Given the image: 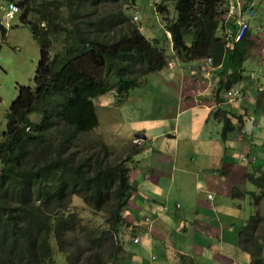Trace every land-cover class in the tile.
<instances>
[{
	"label": "trees",
	"instance_id": "16d2710c",
	"mask_svg": "<svg viewBox=\"0 0 264 264\" xmlns=\"http://www.w3.org/2000/svg\"><path fill=\"white\" fill-rule=\"evenodd\" d=\"M16 3L40 58L33 85L19 86L1 132L0 264H57L55 249L66 264H123L117 261L123 212L133 190L127 163L143 147L129 142L109 150L94 131L91 99L109 92L123 100L165 65L164 51L130 19L134 0ZM223 3L161 0L156 10L175 55L183 61L211 58L229 86L244 69L251 41L245 35L230 48L223 41ZM214 115L226 135L232 129L226 111ZM248 180L263 188L264 170ZM248 195L255 205V192ZM74 197L82 208L70 204ZM261 221L256 211L239 232L252 264H262Z\"/></svg>",
	"mask_w": 264,
	"mask_h": 264
},
{
	"label": "crops",
	"instance_id": "0c3cea01",
	"mask_svg": "<svg viewBox=\"0 0 264 264\" xmlns=\"http://www.w3.org/2000/svg\"><path fill=\"white\" fill-rule=\"evenodd\" d=\"M249 2L264 10V0ZM257 21V16L251 17L249 23L254 27ZM226 26H232V19ZM261 31H250L251 45L241 73L260 71L262 76L255 82L245 80L233 104L216 103L217 71L207 74L205 59L176 58L166 33V65L148 74L140 89H133L125 101L114 104L107 97L99 103V109L110 110L117 132L123 133L122 127L128 130L130 135L120 140L144 135V139L133 140L144 148L130 163L135 189L125 211L139 241L124 237L119 256L123 264H249V255L245 256L237 242V230L248 219V207H241L240 202L248 188L245 173L251 166L242 156L255 150L264 153V139L259 133L252 134L264 130ZM144 101L148 105L143 112ZM217 107L241 115L237 125L243 133L236 127L222 140L221 123L212 111ZM106 140L109 146L116 144ZM198 189L211 192L212 199L197 196Z\"/></svg>",
	"mask_w": 264,
	"mask_h": 264
},
{
	"label": "rangeland",
	"instance_id": "374dc122",
	"mask_svg": "<svg viewBox=\"0 0 264 264\" xmlns=\"http://www.w3.org/2000/svg\"><path fill=\"white\" fill-rule=\"evenodd\" d=\"M2 1L5 0H0V3ZM153 2L154 0H136L135 8L137 11L138 21L142 25L143 33L146 36L154 37L157 40L158 45L167 50L168 46L166 43L165 32L161 26V19L155 11ZM1 15L2 12L0 11V16ZM255 41L260 42L259 39H256ZM39 58L40 49L38 43L34 39L31 31L20 23L18 16L16 19L10 21L9 25L6 26V35L4 38H2L0 31V138L2 130L6 128V112L10 103L17 97L19 86L33 85V77L38 66ZM135 89L138 91L140 87H135L134 90ZM132 90L133 89L128 92L127 97L131 94ZM136 95H138V92H136ZM107 96L111 95L108 94ZM147 105V101H144V110L141 109V111H146ZM96 110L99 121L98 129L102 134L106 135H103L105 141H107L106 139H110L115 140L114 143L116 144L125 145L128 140L120 139H122L123 136H127L128 130L122 127L123 130L121 131H123V133L117 132V129L114 128V125L111 123L113 117L108 115V111H110L108 108H103L101 110L96 107ZM123 125H125V123H123ZM98 132L95 131V133ZM258 133L260 135V139H264V130H261V132H254L252 134ZM243 137L248 139L249 142L250 138L246 134H243ZM248 146L250 145L248 144ZM256 153L258 158L256 164L264 169V153L259 152L258 150H256ZM252 188L257 194L256 203L258 202L257 208L262 219L260 226H264V187L257 188L252 186ZM248 197L249 195L247 194L244 200L240 202L241 207L242 205H246L248 207ZM72 203L74 206L79 208H82L83 206L80 199L77 197L70 200V204ZM58 252V249H55L54 254H56V263L66 264L64 255ZM245 256L248 257V254L245 253Z\"/></svg>",
	"mask_w": 264,
	"mask_h": 264
},
{
	"label": "clouds",
	"instance_id": "9594fccd",
	"mask_svg": "<svg viewBox=\"0 0 264 264\" xmlns=\"http://www.w3.org/2000/svg\"><path fill=\"white\" fill-rule=\"evenodd\" d=\"M161 0H154V7H155V11L157 12L156 10V4L158 2H160ZM135 4H136V0H134V4H133V7L130 9V19L135 22L138 27H139V30L143 33L142 31V25L139 23L138 21V17H137V11H136V8H135ZM169 6V12H170V16H175V11H174V7L171 5V4H168ZM231 6H233V9H234V12L232 14H229V11H230V8ZM223 8H224V15H223V28L219 29V35L221 36V38L223 39V41L226 43V45L230 48L234 42H238L240 40H242V38L245 36V35H250V31H254L256 29H262L261 33L264 37V10H259L257 9L256 7L253 8V4L249 2V0H224V3H223ZM0 11L2 12V15L0 16V26L4 29L5 31V35H6V26L9 25V22L12 21L13 19H16V17L18 16L19 19H20V23L22 21L21 19V9H20V6H18V4L16 3V0H5V1H2L0 3ZM158 14V12H157ZM159 15V14H158ZM160 16V15H159ZM257 16V23L254 27H252L249 23V20L251 17H256ZM161 19V17H160ZM232 19V26H226L227 23H230V20ZM241 22H246L248 25H247V29L245 30L244 34L242 35V37L239 39V40H236L235 39V34L238 32L239 28H240V23ZM22 24V23H21ZM25 26V25H24ZM161 26L164 30V32L166 33V36L167 38L170 39V42H171V37H170V33L164 29L163 25H162V20H161ZM0 27V31H1V34H2V29ZM227 31H232V34L230 37H227L226 33ZM144 34V33H143ZM2 36V38L5 37ZM145 35V34H144ZM146 36V35H145ZM147 37V36H146ZM149 38V37H148ZM149 39H152V40H155L156 41V45L162 49L164 51V54L166 56V53H165V49L161 46L158 45L157 43V40L155 38H149ZM171 46H172V42H171ZM264 50V49H263ZM172 51H173V47H172ZM174 53V51H173ZM174 56L176 58H178L175 53H174ZM180 59V58H178ZM202 59H205V62L207 63V66H208V69H207V74H211V72H214V71H217L220 66H214L213 63H212V59L211 58H202ZM166 60H167V56H166ZM182 60V59H180ZM197 60V59H196ZM183 61V60H182ZM192 61V60H191ZM166 65V63H165ZM164 65V66H165ZM163 66V67H164ZM162 67V68H163ZM161 68V69H162ZM160 70V69H159ZM245 70V66H244V69H242L241 72H243ZM158 71V70H156ZM154 72V71H153ZM152 73V72H151ZM150 74V73H149ZM148 75V74H147ZM145 75L143 78H142V82L143 80L145 79V77L147 76ZM217 75H218V72H217ZM262 76V73H260V71H249L247 73V75L243 74V73H240L239 74V78L237 79H234V80H230L231 81V84L229 86L226 85V82L228 81L226 77H223L221 78L219 75L216 77V81L214 83V88H216L215 90V101L216 103H219V104H233L238 96L240 95V88L242 86V84L245 82V80L249 81V82H255L257 81V79H259L260 77ZM234 81V82H233ZM141 82V83H142ZM233 82V83H232ZM140 83V85H141ZM140 85L136 86V87H139ZM220 86H223L222 88H220L219 90H222V92H218V87ZM258 87H260V85H258ZM135 87L131 88V89H134ZM129 89V91L131 90ZM236 91V94L235 95H229L228 92L229 91ZM128 91V92H129ZM108 94H110L111 96H107ZM107 97H111L112 100L114 99L115 103H118V102H122V101H125L127 98H124L123 100L121 101H118V99L116 100V98L113 96L112 93H104V94H101V95H98L94 98H92V102H93V105L96 109V107L98 108L99 106V103L101 101H103L105 98ZM220 97V98H219ZM97 99V100H95ZM217 110H222V111H226V115L229 117V120H230V126L232 127V129L226 133V135H222V122L217 120L215 118V115H214V119L215 121L217 122H220L221 123V131H220V137L222 140H226V137L229 133L233 132L234 129H237L239 131H242V126L241 125H237L239 123V121L241 120L242 121V116L239 115L238 113H235V112H231L227 109H223V108H220V107H217V108H214L212 111H217ZM96 113H97V110H96ZM241 116V117H240ZM234 119L236 120L235 121V124H234ZM98 125H99V121H98V114H97V126L94 128V131H99L98 133L102 135V138H103V141L105 142L107 148L109 150H116V149H119L120 147H122L123 145H119V144H115V145H112V146H109L106 141H105V138H104V134L101 133V131L98 129ZM240 126V128H239ZM243 133V131H242ZM136 140L138 138H142L144 139V135H140V134H136L135 137H134ZM133 138V140H134ZM133 140H129L127 141L126 143H137V142H133ZM139 145H141L143 148H144V144H140V143H137ZM142 148V149H143ZM142 149L140 151H142ZM139 151V152H140ZM138 154V153H137ZM135 154V155H137ZM134 155V156H135ZM134 156L131 158V160L127 163V167L129 169V182L130 184L132 185L133 187V190L135 189V186L134 184L132 183V181L130 180V163L133 161V158ZM242 159L248 163V165L251 166L250 169H248V172L245 173V180L248 184V188L246 190H244V196H246L248 194V191H253V188L252 186H254L253 183H251L249 180H248V175L250 176H258L259 175V172L264 170L262 167H259L258 164H256L258 161V158H257V153H256V150L253 154L249 155H243L242 156ZM255 187V186H254ZM258 188V187H257ZM132 190V192H133ZM132 192H131V195H132ZM254 192V191H253ZM256 194V193H255ZM130 195V196H131ZM257 195V194H256ZM197 196H201L203 197L204 200L206 199H212L213 197V194L209 191H206V190H200L198 189L197 190ZM130 199V197L128 198V200ZM128 202V201H127ZM257 204L258 202L254 205L252 204V199L250 198V196L248 197V219L244 222V224L237 230V242L239 244V247L244 250L246 253L247 250L246 248H248V243L247 242H243V241H239V232L242 230V227L246 226L247 223H248V220L249 218L251 217V215L255 214V212L257 211V213L259 214L258 212V208H257ZM127 205H125L124 207V212H123V215H124V220L126 222V227L124 230H122V234H121V241H122V248H121V251L123 249V242L125 241L124 240V237L126 235H129L131 237V240L132 242L134 243H137L139 241V238L138 237H135L134 234H132L133 232V228L135 227V225L131 224L130 221H128L126 219V216H125V211L127 209ZM179 204H176L175 206L178 207ZM121 251L119 252L118 254V258H117V261H119V256L121 254ZM249 255V264H252V260H251V255L248 253ZM260 255V253L258 254ZM258 256H256L257 258ZM261 258H262V264H264V245H263V248H262V251H261ZM256 260V259H255ZM179 262L181 260H178Z\"/></svg>",
	"mask_w": 264,
	"mask_h": 264
},
{
	"label": "built area",
	"instance_id": "2783aa9c",
	"mask_svg": "<svg viewBox=\"0 0 264 264\" xmlns=\"http://www.w3.org/2000/svg\"><path fill=\"white\" fill-rule=\"evenodd\" d=\"M233 12H234V9H233V6H231L229 14H232ZM247 25L248 24L246 22H241L240 23V28H239L238 32L235 34V39L236 40H239L242 37V35L244 34L245 30L247 29ZM231 34H232V31H227V33H226L227 37H230ZM228 94L229 95H235L236 91H234V90L233 91H229Z\"/></svg>",
	"mask_w": 264,
	"mask_h": 264
}]
</instances>
